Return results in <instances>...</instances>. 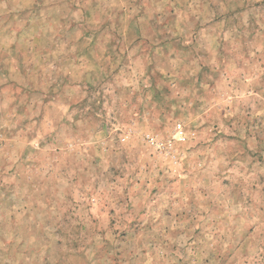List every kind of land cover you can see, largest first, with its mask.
Listing matches in <instances>:
<instances>
[{
  "label": "rangeland",
  "instance_id": "rangeland-1",
  "mask_svg": "<svg viewBox=\"0 0 264 264\" xmlns=\"http://www.w3.org/2000/svg\"><path fill=\"white\" fill-rule=\"evenodd\" d=\"M0 264H264V0H0Z\"/></svg>",
  "mask_w": 264,
  "mask_h": 264
},
{
  "label": "built area",
  "instance_id": "built-area-1",
  "mask_svg": "<svg viewBox=\"0 0 264 264\" xmlns=\"http://www.w3.org/2000/svg\"><path fill=\"white\" fill-rule=\"evenodd\" d=\"M178 134H179V138L183 139V137H182L183 132L181 130H179Z\"/></svg>",
  "mask_w": 264,
  "mask_h": 264
}]
</instances>
